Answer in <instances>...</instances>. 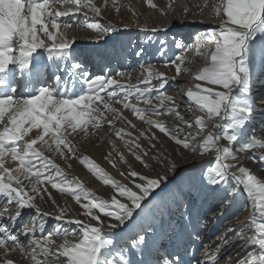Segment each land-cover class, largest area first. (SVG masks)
<instances>
[{"label": "snow or ice", "instance_id": "1", "mask_svg": "<svg viewBox=\"0 0 264 264\" xmlns=\"http://www.w3.org/2000/svg\"><path fill=\"white\" fill-rule=\"evenodd\" d=\"M145 3L167 16L177 0H166L163 7L155 0ZM109 6L116 13L123 7L140 16L121 0H0V264H18L13 254L28 264H152L147 255L165 234L166 223L171 226L174 210L183 209L182 219L190 218L191 204L182 187L164 192L167 174L151 176L133 168L116 140L150 169V159L160 160L159 155L150 156L160 140L157 133L192 154H214L201 170L199 183L222 193L217 205L221 211L237 204L241 210L250 209L247 221L230 223L214 248L203 246L195 264H264V173L258 175L241 161L243 156L264 170V130L253 134L250 127L256 99L251 95L253 85L264 76V0H203L192 5L193 16L209 10L208 19L219 24L205 25L206 30L194 36V50L205 63L193 76L197 83L177 89L186 98L184 112L168 92L182 73L190 71L191 60L184 54L188 46L183 43L176 45L180 55L165 62L174 68L172 76L154 65H141L133 82L131 72L92 76L80 71L79 63L70 62L77 39L69 35L74 24L101 36L117 31L116 24L101 23ZM181 12L188 15L187 3ZM137 27L143 32L166 31L141 25L139 20ZM38 50L47 53V61L58 63L49 66ZM19 77L25 78L22 95H17ZM124 110L148 127L138 128ZM105 125L115 137L105 159L113 167L117 160L128 165L126 172H120L127 183L78 151V138L90 137ZM56 157L79 158L113 189L110 198L70 177ZM169 171H176L175 163ZM49 186L71 196L87 219L71 215L66 205L61 207ZM45 196L55 212L36 203ZM25 210L38 218L25 223ZM216 216L212 213L211 218ZM49 217L58 226L49 227ZM234 219L239 221V215ZM237 241L239 251L221 257L222 247ZM162 264L184 262L176 255L162 258Z\"/></svg>", "mask_w": 264, "mask_h": 264}, {"label": "rangeland", "instance_id": "2", "mask_svg": "<svg viewBox=\"0 0 264 264\" xmlns=\"http://www.w3.org/2000/svg\"><path fill=\"white\" fill-rule=\"evenodd\" d=\"M98 2H100V0H98ZM180 9L181 8L177 9V7H175V10L171 11L169 15H167V16L160 15V21H158L157 23L152 22L149 18H148V22L151 26H164L167 24L171 25L173 23H180L181 21L184 20V17H185L183 14H180ZM121 11H122V8H121ZM206 12H209V10H206ZM114 13H116V12L113 11L111 6H109L106 10L103 11L104 17L101 20V23H106V22H109L110 20H112L113 19L112 16ZM151 14L152 13L149 14L148 12H144L142 15L144 17H146V15H148V17H149ZM172 20H174V21H172ZM128 22H129V20H127V24H128ZM202 28H205V26L194 25V27L192 29H188L182 25H176V26L171 27L170 28L171 30L168 29L167 31H161L158 34H151L152 32H148V33L144 34L143 31H140V30L136 31L134 29V31L131 32V35L128 34L127 32H125L124 34H121L118 36L116 35L115 37H118V38H115L114 40H111V39L106 40L105 41L106 43H104L103 46H105V45H111L112 46L110 48L111 52H110V54H107V56L105 55V53H102V51L99 52L97 47L100 48V43H98L99 46L97 44H94V45H96L93 48L95 50V53L99 52V54H97V58L100 61V64H99L100 75L116 76V74L120 71L128 72L130 70L129 72H132V71L137 70L138 67H141V65L148 66L149 64H155L156 62L162 63L167 58L173 59L174 54L180 50L179 48L176 47V45L181 44L182 41H180V39H182L183 44L187 45L188 46L187 49H189L188 50L189 53H187L186 56L191 60V63H189L187 65V67L190 69V71L185 73V75H184V77L185 78L187 77L186 79H188V80L182 81V79H184V78L179 77L176 82H177V86H179L180 90H185L186 89L185 86H187L188 83L193 82V84H194V81H195V80L192 81V79H189L190 74L195 71L196 66H198L199 64L202 65V63L205 60V58L202 55H198L195 52L194 47H193L194 36H195V34L199 33L198 30L202 29ZM90 31H92V30H90ZM97 34H99V33L94 31V35H97ZM109 34L110 33H106V34H103L102 36L99 34V36L100 37H107ZM123 35H126V36H123ZM119 36H121V37H119ZM140 49H144V51L140 53ZM161 49H163V51L166 53L165 55L160 54V52L158 50H161ZM137 53H140V54L137 55ZM80 57H83V56L80 55ZM193 57H195V58H193ZM102 66H103V68H102ZM165 73H167L170 76L169 72L165 71ZM259 83H264V80L260 79ZM256 87H264V86L260 85V86H255L254 88H256ZM257 89H259L258 93H260V95L255 93V91H257ZM261 89H263V88H256V90L252 91L253 94H255V95L252 94V96L256 98L255 103H257V105H256L257 109L254 110L252 113L253 118L251 120V125H250V127L252 126L251 130H252L253 134L256 133V130H261L262 126L264 124V117L260 118V116H258V115H260V114H258V113H260L259 112L260 110H258V109L259 108L263 109V107H264L262 105V104H264V99H261V96H264V90H262L263 92H260ZM179 92L181 93V91H179ZM177 98H180V97L178 96ZM181 100H183V103H187L185 101L186 98H184L183 96H182ZM117 105L118 104H116L115 106H117ZM108 118L110 119L111 116H109ZM104 128L109 129V127H107V125H105ZM193 131H195V129H193ZM159 147H157V150L161 149L162 143L160 144ZM78 151H79L80 155H86V154H83L82 153L83 151H80L79 148H78ZM163 151L159 150V151H157V153L155 152L152 154V157H154L156 155L160 156L159 161L156 159H150L149 160V163L152 165V168H150V169L144 168L140 164V162H138V161L135 162L136 164H135L134 168L138 171H141L144 174L151 175V176H156L157 174H159V175H164V174L170 175L169 173H172L171 171H169L170 163H176L175 165L177 167V165L179 164V160L181 158L179 157V160L175 159L176 155L173 157H170V158H167L169 156H165V158H164V155H166V153ZM158 152H161V155H160V153L158 154ZM77 159H79V158H77ZM71 160H73V159H71ZM177 161H178V164H177ZM182 161H183V159H182ZM211 161H212V157L201 156L198 153L196 156V161H194L192 164L188 165L186 167L187 171L182 172L180 174L179 178L177 179L178 181H175L174 183H172V185L169 187V190L165 191V192L174 191L178 186L182 187L184 189L185 193H187V198L191 204V217L189 219H191L194 216V214L195 215L197 214L196 213L197 207L201 208L202 210L205 209L206 210L205 212H207V211L209 212V215L208 216L206 215L205 217H203V220H202V217L200 215L201 222L203 221V223H205V221H209V219H207V220L205 219L206 217H209L210 215H212V213H217V216H216L217 220L213 219L210 221L211 226L214 225L212 227L213 230H211V227H209L207 229L208 233L206 230H204V231L202 230V234L200 236V239L193 240L192 237L195 234H191V233L187 234L182 227L183 222H185V220H188V218H185L183 220H180L181 224H180V222L172 224V225H174V230L172 231V235H170L171 234L170 231H169V233H167V234H169L167 236V239H169V237L172 236V237H170V240L173 241L172 243H174L176 239H179L180 234H182L181 235L183 237L182 240L185 241V243H188V244L193 243V245L196 249L199 248V246H201V247L206 246L205 245L206 243H208L207 246H209L210 245L209 242L215 241V244L219 243V241L217 240V237H219L222 234L223 226L228 225L230 222H232L234 219V215H236V214L240 215L241 213L245 212L244 210H241V207L239 204L234 205L232 207L224 208V210L221 211L220 207H218L217 205L219 204L220 196L222 195V193L214 192L210 188H205L199 183V177L201 174V170L205 167L206 163H210ZM244 161L246 162L247 167L249 166V168L252 169L254 172L257 171L258 165L256 163H254L250 160H247V159H245ZM64 163L67 164V161H64ZM183 175H186L188 180L184 181L185 177ZM69 176H70V174H69ZM112 176L115 179L120 180L119 177H115L114 175H112ZM123 183H127V182H123ZM49 191L51 193H52V191H54V193H53L54 195L52 194V197L53 196H54L53 198L56 197L55 198L56 202H59L60 199L58 196L60 193L55 189H51L50 186H49ZM56 193H58V194H56ZM112 193H113V189L108 188L105 191H103L100 196L105 197V198H110V195ZM44 201H45V203H44ZM49 201H50L49 198L46 197V199H43L42 204H44L45 206L46 205H52L51 202H49ZM194 207H196V209ZM174 211L176 212V210H174ZM183 216H185L184 211H183ZM22 219L24 222H25V220H26V222H29V220H30L29 218H25V217H23ZM202 227H204V226H202ZM205 227H206V223H205ZM168 228H169V226L166 223L163 231L166 232V230ZM198 229H200V227H198ZM199 232H201V230ZM204 232H206L207 234L205 235ZM163 239L164 238H162V236L159 237L156 240L155 244L153 245V250L147 255V259L149 261H151L152 263L154 262V258H153L154 254H155L154 248L156 245L160 246L161 245L160 243H162ZM179 241H180V239H179ZM172 243H169V245H171ZM183 244H184V242L182 243V245ZM215 244H213L212 247H214ZM184 250L186 252L189 251L187 253V256H186L187 259H192L193 250H187L185 248H184ZM184 250H182L181 254L184 253ZM165 251H166V249H165ZM202 252H203V250L202 251L199 250L197 254L194 253L193 254V260H191V262H189V264L190 263L195 264L194 257H201ZM169 253H171V252H169ZM168 257H170V259H171V257H173V255L172 256L166 255L167 259H168ZM155 258H156V261L159 260L158 257L156 256V254H155ZM163 258H165V257H163ZM136 259H139V257H136ZM183 262H184V264H188V262H186V260ZM161 264H162V261H161Z\"/></svg>", "mask_w": 264, "mask_h": 264}, {"label": "bare ground", "instance_id": "3", "mask_svg": "<svg viewBox=\"0 0 264 264\" xmlns=\"http://www.w3.org/2000/svg\"><path fill=\"white\" fill-rule=\"evenodd\" d=\"M155 2L158 5H160L161 7L165 6V4H166V0H155ZM202 2H203V0H177V3L175 4V7H177V9L178 8H181L184 3H187L189 5V13L186 16L181 12V9H180V14H183L185 16L184 17V20L181 21L180 23H173L171 25L167 24V25H164V26H151L149 24V22H148V18L152 22H156L157 23L158 21H160V15L161 14L158 11H156L154 9H151V8H148L146 6L145 0H121V3L122 4H128V3H130L131 6H132V8H134L137 12L140 13V16L138 18L137 17H134L130 11H128L125 8L122 7V11L120 13H114L113 16H112L113 19L112 20H110L111 18L109 19L110 20L109 22L116 24L117 31L111 32L107 37H100L99 34L94 35V31H90L86 27H79L78 28L74 24L73 25V28L71 30H69V35L70 36L74 35V36H76L77 39H76V42L74 44V51L72 53V60L70 62L73 63V61H74V63H77L76 61L80 57L75 56L74 52H77L81 47H84V48H94V46H96L94 44H97L98 45V43H100V46H103V44L106 43L105 42L106 40H108V39L114 40L115 38H118V37H115L116 35L118 36V35L124 34L125 32H127L128 34L131 35V32H133L134 29L136 31H138L139 28L137 27V20H139V24H141V25L147 24L149 28H152V27H163V28L166 29V31L168 29H170L171 27L176 26V25H182V26H184V27H186L188 29H192L194 27V25L205 26V25H209L210 24V25L213 26V28L217 27L218 24H219V21L218 20H215V19H208L209 12H206L205 11V14L203 16L198 15V14L195 15V16L192 15V13L196 12V9L194 7H192V5L199 4V3H202ZM97 3H100V2H98V0H97ZM144 12H148L149 14L150 13H152V14L149 17H148V15H146V17H144L142 15ZM103 17H104V14H103ZM127 20H129L128 25H130V27L127 28V29H125L123 27V25L124 24H127ZM172 21H174V20H172ZM205 30H206V28H202V29H199L198 31L200 33V32H203ZM143 33L145 34V33H148V32H143ZM158 33H151V34H158ZM180 41H182V43H183V40L182 39H180ZM111 47H112L111 45H105V49L106 50L107 49H110ZM188 50L189 49H187V48L184 50V54L185 55H187V53H189ZM37 55H39L42 59H44L45 61H47V53L44 52L43 50H38ZM105 55H106V53H105ZM176 55H180V50L177 51L174 54V57ZM193 58H195V57H193ZM168 60H170V59L167 58L162 63L161 62H156L155 64H149V65H154L160 71H163V72L167 71V72H169L170 76H172V75L175 74L174 68H172V67H166L165 66V62L168 61ZM85 61H86V64L88 66H91V68H88L87 67L85 70H83V67H86L87 65H82L80 71L87 72V73H89L92 76L100 75V71H99L100 61H98L97 59L95 60L93 58H88ZM47 62L49 63L50 66H53L56 63H58L57 61H47ZM204 63H205V60L202 63V65L199 64L198 66L195 67V71L190 74V78L189 79H192V81L195 80V79H193V76H194L195 72L200 67H202ZM81 64H84V62L81 61ZM102 68H103V66H102ZM50 70L54 71V69L52 67L50 68ZM140 72H141V67H138L137 70L131 72L132 75H133V82H135V78L140 75ZM184 75H185V73H182L181 76H180V77H183L184 78V79H182V81L183 80H188V79H186L187 77L186 78L184 77ZM23 79H24V77H21V80H23ZM260 79L264 80V76L260 77ZM195 83H197L196 80L194 81V84ZM191 85H193V82L188 83L187 86H185L186 89H187V87H189ZM260 85H263L264 86V83H259L258 82L256 84H254L253 85V90H256V88H263L260 91V92H263L262 90H264V87H256V88H254L255 86H260ZM177 89H179V86H177V82H175V83H172L171 87L168 89V92H169V94L174 95L175 98L177 99V101H179L181 103V111L184 112L186 110V108H185L186 103H183V100H181L182 99V94L179 91H177ZM258 90L259 89H257V91H255V93L260 95V93H258ZM22 94H23L22 89H18L17 90V95H22ZM252 94H253V92L251 93V95ZM253 95H255V94H253ZM178 96L180 98H177ZM256 105H257V103H255V106ZM262 105L264 106V104H262ZM116 107L119 108L121 106L118 104ZM256 109H257V106L254 108V110H256ZM258 110H260L259 111L260 113H258V114L261 115L262 113H264V107H263V109L259 108ZM124 114L126 116H128V118L131 119L133 121V123L137 124V127L138 128H140V129H146L148 127L147 125L143 124V122H140L135 117H133L127 110H124ZM163 118L166 119V120H168L170 123H175V121H173L171 117L165 116ZM252 118H253V116L251 114V120H252ZM117 126L119 127L121 125L118 123ZM251 128H252V126H251ZM262 130H264V124H263L261 130H256V133L255 134L261 133ZM157 135L160 136V140H159V142H157V147H159L160 144L162 143V147L159 150H162V151L164 150L163 152L166 153V155H164V158H165V156H169L167 158H170V157H173L175 155H176V158L175 159H178L179 160V157L181 158L179 160V164H178V161H177V164L178 165L176 167V171L175 172H172V173H169L170 174V175H168L169 180L164 181V184L162 185V188L164 189V192H165V191H168L169 190V187L172 185V183H174L175 181H178L177 179L179 178V176H180V174L182 172H186L187 171L186 170V167L188 165L192 164L194 161H196V156H197L198 153L192 154V153L188 152L187 150L181 149L179 146L174 145L171 141H169L168 139L164 138L161 134L157 133ZM110 139H115V137L110 132V129L103 127L102 129L98 130L94 135H92L90 137H87V138H78V140H77V147L80 149V151H83L82 152L83 154H86V156L91 157L98 164H100L108 173H110V174L112 173L111 175H114L115 177H119V179H120L121 182H127V180H125V178L120 175V172L121 171H125L126 172L127 171V168H128V165H125L122 161L117 160V166L116 167H113L109 163V161L105 159V156L107 155V153L112 150L111 149V145H110ZM141 143H145V141L142 139L141 140ZM116 144L119 147V149L124 152V155L127 158V160L129 161V164H131L132 167L134 168L135 167V164H136L135 163L136 162L135 158L127 151V149L124 147L122 141H120V140L117 139L116 140ZM156 150H153L150 153V156H152L153 153H155V152L157 153V151H159V150H157V151ZM159 153L161 155V152H158V154ZM209 156L210 157H213L214 154H211ZM113 157H115V152H113ZM182 159H183V161H182ZM56 160H57V163H59L61 165V167L64 168L66 170V172H68V174H70L71 177H78L85 184L86 187H88L92 191L96 192L98 195H101L102 192L105 191L106 189L111 188L110 186H105L101 181H99L95 177V175L93 173H91L90 171L87 170V168L85 167V165H83L80 162L79 159L75 158L73 160L67 161V164H65L64 163V160H62L59 157H56ZM244 160H245V158L243 156H241L242 163L245 166H247L246 165V162ZM69 163L71 164V167L70 168L68 167ZM255 173H257L259 175V174L264 173V170H261V169H259L257 167V171H255ZM183 176L185 177V180L184 181L188 180L186 175H183ZM164 185H167V188H164ZM53 193H54V191H52L51 194H53ZM157 193H159V190H157ZM56 194H58V193H56ZM61 195L62 194H59L58 197H59L60 200H59V202H57L61 207H65V205H66L67 208L71 210V213H70L71 215H74L76 218L81 219V220H86L87 219L86 216L81 215V211L82 210L75 203L74 199L71 196H69L67 194H63L62 196ZM46 197L47 196H45L44 199H46ZM36 203L39 204L44 211H48V212H55L56 211V209L53 207V205H46L45 206L44 204H42L43 203V200H40L39 198H37ZM44 203H45V201H44ZM199 209L200 208L197 207V211H196L197 214L199 212ZM180 210L184 211L183 209H179V212H180ZM249 213H250V209L248 211H245V212L241 213L239 215V221L233 219V221L230 222L231 225L232 226H236L240 222L247 221V219L249 217ZM174 216H175V214H174ZM180 216H182L181 213H180ZM23 217L30 219L29 222H26V220H25L26 223H30L33 220H35V219L38 218L36 216V214L32 210H25L24 213H23ZM182 217H181L180 220H183ZM211 217H212V215H210L209 217H206L205 218L206 220L209 219V221H205L206 227H205V223H203V221L202 222L200 221V223L201 224L203 223L202 225L204 226V227H202L200 229H202L203 231L204 230L207 231V229L209 227H211V230H213L212 227L214 225L211 226V224H210V221L213 220ZM215 219L217 220L216 217H215ZM47 220H48V226L49 227H56V226H58V222L55 221L52 217L47 218ZM191 220H189V218H188V220H185V222H188V221H191ZM199 220H201V217L200 216H199ZM202 220H203V218H202ZM185 222H183V223H185ZM230 223L228 225H224L223 226L222 233H224L226 231V228L230 226ZM64 226L65 227H68V225H66V224ZM190 227L193 228V226H190ZM114 231H116V232L119 233L120 232V229H116ZM167 233H169V231ZM194 233H196L195 230H194ZM207 233H208V231H207ZM197 234H199V233H196V235ZM168 240L169 239H166V241H168ZM169 243H172V242H169ZM169 243L166 244V245H164L165 248L162 249L163 253H161L160 256H158V253H156V256L159 259L158 261L161 262L163 257L166 258V255H168L169 252H171L173 254V256L179 255L181 257V259L183 261H185L186 259L184 258V254L186 253V251L184 250V253L183 254H181V253L180 254H176L175 253V249H174V247L172 245L173 243L171 245H169ZM239 243L240 242L237 241V242L231 243L229 245H224L222 247V250H221V257H224L225 255H234V253L236 251H239V248H238ZM207 244L208 243H206L205 245L207 246ZM209 244L212 246L213 244H215V241L214 242H209ZM216 244H218V243H216ZM165 249H166V251H165ZM12 258L17 259L18 260V264H28V262L25 261V260H19L18 259V254H13V257ZM172 258L173 257H171V259ZM168 259H170V257H168ZM186 262H188V264H189V261L188 260H186Z\"/></svg>", "mask_w": 264, "mask_h": 264}]
</instances>
